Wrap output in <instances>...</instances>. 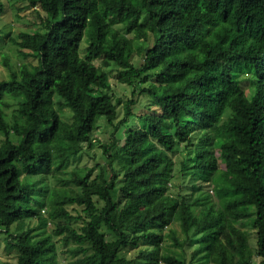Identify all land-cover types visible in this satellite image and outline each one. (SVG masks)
Returning a JSON list of instances; mask_svg holds the SVG:
<instances>
[{
    "label": "trees",
    "instance_id": "obj_1",
    "mask_svg": "<svg viewBox=\"0 0 264 264\" xmlns=\"http://www.w3.org/2000/svg\"><path fill=\"white\" fill-rule=\"evenodd\" d=\"M18 1L36 63L0 78L1 264H264V0ZM100 119L103 164L68 171Z\"/></svg>",
    "mask_w": 264,
    "mask_h": 264
},
{
    "label": "rangeland",
    "instance_id": "obj_2",
    "mask_svg": "<svg viewBox=\"0 0 264 264\" xmlns=\"http://www.w3.org/2000/svg\"><path fill=\"white\" fill-rule=\"evenodd\" d=\"M0 4L2 8V12L0 13V78L1 79H8L9 78V67L12 70H18V67L20 64L30 65L35 64L36 60L32 57H26L24 55L20 56L18 55V52L16 49H12V52L10 53L11 49L9 48L12 42L10 41V38H15L16 33L18 29H33L34 24L37 20L36 14L33 11L32 8H28L24 3L19 2L18 0H0ZM11 44V45H10ZM4 46V47H3ZM8 47V48H7ZM3 48V50H2ZM8 50V52H7ZM1 52H3L7 58H8V66H4L2 64V57ZM17 54H16V53ZM27 52V51H26ZM10 53V54H9ZM10 56H9V55ZM18 55V56H17ZM16 56V58H14ZM13 60H11L10 58ZM19 57V58H18ZM18 58V59H17ZM16 59V60H15ZM140 60L139 57L135 56L133 57V61L137 63ZM95 63L98 64V60H95ZM106 72L110 76V82H111V88L115 92V94L122 98L123 100H126L129 98L131 93V88L127 84H121L118 83L115 80V75L117 74V68L115 65L111 64L107 67H105ZM13 107H11L12 109ZM63 118L66 120H69L70 118V112L69 111H63L62 113ZM132 124H135L134 122ZM112 132V128L110 125L105 123L104 119H100L99 123L97 125V130L94 134V148L90 149L85 153L81 159V161H77V158L73 159L68 171L72 170H79L80 166L85 164L88 167L95 166L96 163H102L104 162L102 157V149L99 147L101 143L109 142L110 134ZM98 173V170L96 169L93 172V176ZM185 177H182L181 180L183 181ZM74 212V211H73ZM45 214V213H43ZM27 223L31 224H37L36 220H27ZM79 223L75 225L77 227ZM41 226L46 228V232H50L54 225L52 222H45L44 224H41ZM15 226H11V231L14 232ZM1 238V237H0ZM60 237L56 238L59 240ZM58 246V254L60 260H63V258L66 256V249L70 246V244H67V247H61V241L57 242ZM15 252L11 251L9 254L5 251L2 243V239H0V264L4 262H15ZM65 263V262H64Z\"/></svg>",
    "mask_w": 264,
    "mask_h": 264
},
{
    "label": "bare ground",
    "instance_id": "obj_3",
    "mask_svg": "<svg viewBox=\"0 0 264 264\" xmlns=\"http://www.w3.org/2000/svg\"><path fill=\"white\" fill-rule=\"evenodd\" d=\"M11 44H14V43H11ZM11 44H10V45H11ZM3 47H4V46H3ZM13 47H14V46H13ZM7 48H8V47H7ZM10 48H11V47H10ZM14 48H15V47H14ZM14 48H13V50H14ZM16 48H17V47H16ZM16 48H15V49H16ZM2 50H3V48H2ZM0 51H1V50H0ZM7 52H8V50H7ZM11 52H12V49H11L10 53H11ZM18 52H19V51H18ZM10 53H9V54H10ZM15 53H16V52H15ZM9 54H8V55H9ZM16 54H17V53H16ZM6 55H7V54H6ZM9 56H10V55H9ZM17 56H18V55H17ZM9 58H10V57H9ZM14 58H16V56H15ZM18 58H19V57H18ZM18 58H17V59H18ZM10 59H11V58H10ZM3 60H4V59H3ZM7 60H8V59H7ZM11 60H12V59H11ZM15 60H16V59H15ZM1 61H2V60H1ZM12 61H13V60H12ZM7 63H8V61H7ZM2 64H3V63H2ZM4 64H5V63H4ZM4 64H3V65H4ZM4 66H5V65H4Z\"/></svg>",
    "mask_w": 264,
    "mask_h": 264
}]
</instances>
